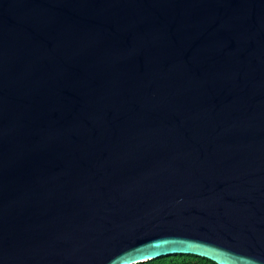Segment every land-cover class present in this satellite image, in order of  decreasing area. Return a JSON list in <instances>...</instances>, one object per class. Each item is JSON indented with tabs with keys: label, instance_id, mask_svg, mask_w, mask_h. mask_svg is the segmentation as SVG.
Listing matches in <instances>:
<instances>
[{
	"label": "water",
	"instance_id": "water-1",
	"mask_svg": "<svg viewBox=\"0 0 264 264\" xmlns=\"http://www.w3.org/2000/svg\"><path fill=\"white\" fill-rule=\"evenodd\" d=\"M264 264V0H0V264Z\"/></svg>",
	"mask_w": 264,
	"mask_h": 264
},
{
	"label": "trees",
	"instance_id": "trees-1",
	"mask_svg": "<svg viewBox=\"0 0 264 264\" xmlns=\"http://www.w3.org/2000/svg\"><path fill=\"white\" fill-rule=\"evenodd\" d=\"M138 264H215L205 258L192 255H173L161 257L152 261L141 262Z\"/></svg>",
	"mask_w": 264,
	"mask_h": 264
}]
</instances>
